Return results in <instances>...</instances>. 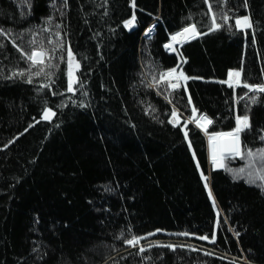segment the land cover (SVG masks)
Here are the masks:
<instances>
[{"label": "trees", "instance_id": "trees-1", "mask_svg": "<svg viewBox=\"0 0 264 264\" xmlns=\"http://www.w3.org/2000/svg\"><path fill=\"white\" fill-rule=\"evenodd\" d=\"M132 4L0 0V264H264V93L242 87L264 85V0ZM243 17L252 27L235 25ZM190 25L200 37L168 53ZM41 48L54 59L31 67L24 54ZM181 62L191 103L160 80ZM41 67L51 75L36 76ZM193 107L211 134L249 117L243 159L209 165L205 135L182 130ZM45 109L56 115L44 120ZM214 233L215 243L198 239ZM133 236L146 239L132 247Z\"/></svg>", "mask_w": 264, "mask_h": 264}, {"label": "snow or ice", "instance_id": "snow-or-ice-1", "mask_svg": "<svg viewBox=\"0 0 264 264\" xmlns=\"http://www.w3.org/2000/svg\"><path fill=\"white\" fill-rule=\"evenodd\" d=\"M133 7H135V0H133ZM211 6L209 5V8ZM135 15L132 16V18L130 20H128L125 24L126 27H131L135 21ZM213 19V23H215V15H213L212 17ZM235 25L239 26V27H245V28H250L252 27L251 22L249 20V18L245 17L244 19H236L235 20ZM217 28L220 27L219 24L216 25ZM152 29H148V32H151ZM192 34V38H195L196 35H199V33L196 31V27L195 25H190L189 27L184 28L181 32L177 33L176 35L172 36V41L176 42L178 41L179 37H184L186 34ZM6 33L3 32V30H0V35H5ZM60 47H63V44L60 45ZM166 48H172V45H165ZM173 51H175V49H172ZM54 51L53 53L50 54L48 52V50L46 49H39V50H33L30 53H25V58L27 61L31 62V67H36V66H43L45 65L48 61H51L52 59H54ZM67 65H68V80H67V91L68 92H72L75 93V91L77 90L76 88H74L75 84L79 83V79L78 77L75 76V70H78L80 65L78 62H75L74 64V55L71 52L70 48L67 51ZM60 60H64V57L61 56L59 58ZM29 71H31V68L29 69ZM20 76H24L25 73L24 71H21L20 73H18ZM36 76H41V75H45V76H50L51 73H46L43 69V67L40 68V70H38L37 72L34 73ZM16 75V74H14ZM229 76V81L232 80L233 77L237 78V81H239V77L241 76V72L237 71V72H229L228 73ZM166 78H170V79H175L176 81H179L181 79L183 80H187L189 79V77L185 76L183 71L181 70L179 72V74L177 75V69L173 68L171 70H169L166 73H162L160 75V80L164 81ZM229 81H225L224 83H229ZM27 83H32V79L31 76H29V78L26 81ZM180 85L179 83H169V87L171 88H178ZM233 85L231 83H229V87H232ZM44 87H50V85H44ZM242 87L248 89L249 92H260V93H264V85H249L247 83H244L242 85ZM55 94V93H53ZM244 99H246L247 97H242ZM189 103H191V97L189 96L188 98ZM171 102V101H169ZM252 103H255V99H252ZM196 109L195 107L192 108V117L184 122L183 124V128L185 129L184 131V136L187 137L188 136V132H187V123L189 122H196V126L201 128L203 131L207 132V127L208 125H210L212 123V120L209 119L206 115H201L199 117V119L196 118ZM56 115L55 112H53L51 109H45V111L43 112V119L44 120H51L52 117H54ZM171 116L172 119L169 121V123H173L174 126H180V118H179V113H178V109H173L171 112ZM236 128L234 131L231 132H227V133H214L209 137V141L212 145V163L214 166L216 167H223V157H224V153L228 152L232 155V158H235L236 156H240L242 159L244 158L243 153L241 151V143H240V137L239 134L250 128V122H249V117L247 115L241 117V116H237L236 117ZM190 143V142H189ZM247 155L249 157L253 156L254 153L252 152V150H248ZM241 172H243V169H240ZM207 179V178H205ZM262 179H264V177H262ZM209 196H211V191H209ZM213 203H215L213 201ZM219 215V214H217ZM218 223V222H217ZM141 239H146V237H135L133 236L131 239L126 240L125 242L132 247H135L136 245L139 244V241ZM200 239L202 240H206L209 241L211 243H215V233L213 234V237L210 239L209 236L205 235L200 237ZM168 247H171V245H168ZM145 249L143 247H141L139 249V252H144Z\"/></svg>", "mask_w": 264, "mask_h": 264}, {"label": "rangeland", "instance_id": "rangeland-1", "mask_svg": "<svg viewBox=\"0 0 264 264\" xmlns=\"http://www.w3.org/2000/svg\"><path fill=\"white\" fill-rule=\"evenodd\" d=\"M245 17H243V18H240V19H244ZM151 29L153 28V27H150ZM149 28V29H150ZM238 28H240V29H245V27H239L238 26ZM153 30V29H152ZM152 32V31H151ZM151 32H148V29L146 30V32H144V34H146V35H149ZM186 41V40H185ZM184 41V42H185ZM171 42H172V44H174L175 45V42L174 41H172L171 40ZM183 42V43H184ZM169 49H171V48H169ZM75 62H77L75 59H74V64H75ZM77 71L78 70H75V76L77 77ZM167 79L168 78H166L165 80H164V82H166L167 84H168V81H167ZM169 86V85H168ZM74 88H75V85H74ZM169 88H171V87H169ZM170 90H172V91H174V88H171ZM196 115V118L197 119H199V117L200 116H197V114H195ZM190 119V118H189ZM188 119V120H189ZM187 120V121H188ZM193 124V125H195L196 126V122L195 121H193V122H189V123H187V125L188 124ZM196 128L197 129H199L201 132H203V134L205 135V138L207 139V151H208V149H209V152H210V155H209V165L211 164H213V163H210V162H212V153H211V150H212V145H211V143H210V141H209V137L212 135L211 133H209L208 132V130H207V132H205V131H203L201 128H199V127H197L196 126ZM182 129H183V132L185 131V129L182 127ZM207 129H208V127H207ZM227 158H229V157H227V156H225L224 155V157H223V160H222V163H223V167L224 166H226V164H227ZM230 158H232V157H230ZM211 160V161H210ZM201 174H202V178H203V181H204V183H205V185H206V187L208 188V190L209 191H211L210 190V185H209V176L208 175H205L203 172H201ZM205 178H207V179H205ZM211 194H212V192H211ZM213 195V194H212ZM212 199V198H211ZM215 202L214 204H215V209H216V213L217 214H219L218 216H220V210H219V208H218V205L216 204V201H215V199H212V202ZM157 234V233H156ZM153 235H155V234H153ZM192 237H194V236H192ZM202 240V239H201ZM203 241H205V242H209V241H206V240H203ZM139 243H140V241H139ZM209 243H211V242H209ZM162 245H171V247H176V245L175 244H173V243H163Z\"/></svg>", "mask_w": 264, "mask_h": 264}, {"label": "bare ground", "instance_id": "bare-ground-1", "mask_svg": "<svg viewBox=\"0 0 264 264\" xmlns=\"http://www.w3.org/2000/svg\"><path fill=\"white\" fill-rule=\"evenodd\" d=\"M189 36H190V34H186L184 37H179L178 41H176V42L182 43L184 40L188 39ZM212 199H214L213 195H212Z\"/></svg>", "mask_w": 264, "mask_h": 264}, {"label": "water", "instance_id": "water-1", "mask_svg": "<svg viewBox=\"0 0 264 264\" xmlns=\"http://www.w3.org/2000/svg\"><path fill=\"white\" fill-rule=\"evenodd\" d=\"M225 155L231 156V154H230V153H228V152H225Z\"/></svg>", "mask_w": 264, "mask_h": 264}, {"label": "crops", "instance_id": "crops-1", "mask_svg": "<svg viewBox=\"0 0 264 264\" xmlns=\"http://www.w3.org/2000/svg\"><path fill=\"white\" fill-rule=\"evenodd\" d=\"M191 35H192V34H191ZM233 79L235 80V79H237V78H236V77H233L232 80H233Z\"/></svg>", "mask_w": 264, "mask_h": 264}]
</instances>
